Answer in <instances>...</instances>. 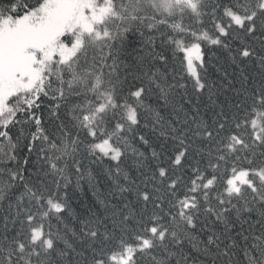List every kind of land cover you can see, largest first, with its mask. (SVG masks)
Returning a JSON list of instances; mask_svg holds the SVG:
<instances>
[{"label": "snow or ice", "instance_id": "snow-or-ice-1", "mask_svg": "<svg viewBox=\"0 0 264 264\" xmlns=\"http://www.w3.org/2000/svg\"><path fill=\"white\" fill-rule=\"evenodd\" d=\"M0 264H264V0H0Z\"/></svg>", "mask_w": 264, "mask_h": 264}, {"label": "trees", "instance_id": "trees-1", "mask_svg": "<svg viewBox=\"0 0 264 264\" xmlns=\"http://www.w3.org/2000/svg\"><path fill=\"white\" fill-rule=\"evenodd\" d=\"M87 198L91 199V193H87Z\"/></svg>", "mask_w": 264, "mask_h": 264}]
</instances>
